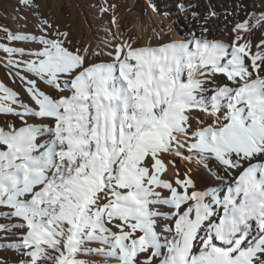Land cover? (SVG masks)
<instances>
[{
    "label": "snow or ice",
    "instance_id": "1",
    "mask_svg": "<svg viewBox=\"0 0 264 264\" xmlns=\"http://www.w3.org/2000/svg\"><path fill=\"white\" fill-rule=\"evenodd\" d=\"M261 28L264 12L237 23L229 45L195 34L124 42L111 61L70 50L67 32L40 37L26 60L0 43L34 105L0 83V114L21 122L0 127V232L26 229L12 245L21 264H86L78 257L89 253L101 264H264V39L244 35ZM0 30L9 42L35 39ZM193 112L210 122L196 117L193 128ZM171 156L194 161L208 185L198 189L191 168L164 179Z\"/></svg>",
    "mask_w": 264,
    "mask_h": 264
},
{
    "label": "rangeland",
    "instance_id": "2",
    "mask_svg": "<svg viewBox=\"0 0 264 264\" xmlns=\"http://www.w3.org/2000/svg\"><path fill=\"white\" fill-rule=\"evenodd\" d=\"M155 0H31L30 6H25L19 0H0V29L7 28L15 31L18 19H20L19 31L27 32L35 37L28 43L25 41L9 42L5 38V32L0 30V43L6 45L23 47L26 54L18 56V59L32 58L27 53L39 50L42 47L40 37L55 39L57 32H68L71 28H79L82 19H85L90 25L98 22L103 27L109 26L117 20H133L138 17L145 19L149 17L150 11L161 10L157 8ZM176 13L173 16L167 14L169 20L175 17L188 16L192 20L194 34L204 36L209 40H218L226 45L231 44L236 33L233 28L239 22L251 19L253 14L258 15L264 12V0H223L230 3V7L224 10L213 8L217 0H176ZM222 1V0H221ZM131 2H133L131 4ZM135 2V3H134ZM183 5V10L181 9ZM156 6V7H155ZM175 16V17H174ZM47 21V24L42 23ZM175 21V19H174ZM254 22V21H253ZM164 23H162V27ZM51 25V27H49ZM208 31L204 32L203 29ZM113 34L112 30L110 31ZM228 37V38H227ZM259 37V38H258ZM264 37V36H263ZM262 38V37H261ZM67 46V37L61 36ZM255 43H259L260 36L248 38ZM264 39V38H262ZM227 40V41H226ZM165 43V42H162ZM160 43V44H162ZM148 46V44L146 43ZM7 62L6 54L0 50V83L14 90L19 94V101L33 106L30 97L21 81L14 76L9 75L10 69L5 67ZM17 69H11L14 73ZM29 78L35 79L31 74ZM39 88L44 90L43 87ZM18 107V105H17ZM19 110V109H18ZM199 116V115H198ZM28 123H47L37 117H26ZM20 125L18 117L13 115L0 114V127L6 128L7 125ZM172 157V156H171ZM175 157V156H174ZM180 160L176 157L175 167H178ZM6 221L0 220V223ZM15 223V221H13ZM26 231L23 228L10 229L8 233L0 232V264H21L28 258L23 255V250L12 246L20 239V236ZM86 247H99L97 242H89ZM55 255V254H53ZM84 260L86 264H101L102 257L95 253L82 254L78 257ZM51 264V262H47Z\"/></svg>",
    "mask_w": 264,
    "mask_h": 264
},
{
    "label": "bare ground",
    "instance_id": "3",
    "mask_svg": "<svg viewBox=\"0 0 264 264\" xmlns=\"http://www.w3.org/2000/svg\"><path fill=\"white\" fill-rule=\"evenodd\" d=\"M155 1L157 8L161 10V13L151 10L149 17L145 19H141L142 17L141 18L138 17L135 22L131 19L117 20L115 23H111L110 26L106 24L103 27L98 22H96L95 25H90L88 21L82 19L80 23V27L78 29L71 28L67 32L68 33L67 47H69L70 50L72 51L79 49L81 52H83L85 48H88L90 51H100L104 54L95 58L89 56V60L96 59L98 61H111L112 57H109L108 55H106V53L114 52L115 46L118 44H122L124 42H128L132 44L133 47H145L147 46L146 43L148 44V46H158L162 42L168 43L173 40L183 39V38L191 39L192 34H194V29L190 17L174 16L175 21L174 19L169 20L167 18V14L171 17L173 16L174 13H176V7H178V5L176 4L177 1L176 0H155ZM225 2H223V0L222 1L217 0L213 5V8H217L220 10L229 8L230 3H225ZM132 3L133 2H131V4ZM162 23H164L163 27H162ZM19 24H20V19H18V23L16 24L15 31H19L20 28ZM111 30L113 34H111L110 32ZM244 35L247 38H254L257 35L260 36V39H262L264 38L263 37L264 28L253 29L251 33H244ZM26 41L30 43L31 41H33V39ZM222 82H224L223 78L218 77L212 83L206 85V87L213 88L215 87L216 84ZM37 83L38 86L44 88V90L42 91H45L50 95L57 94L54 88H51L43 81L38 80ZM192 116H193V120H192L193 128L196 127V117H199L200 119H204L210 122V118L205 117L203 113L193 112ZM35 124H39V123L35 122ZM185 154L187 153L185 152ZM167 158L174 159L176 161V157L174 156ZM177 158L180 160L178 167H173L170 165L168 171L164 174L163 178L174 181L177 170H179V173L181 174L182 177L183 173L187 171L188 168H191L192 176L196 182L197 188L203 190V186H206L209 183V178L205 170L202 168H197L194 161L188 162L180 159L179 157ZM221 175L225 176V180L227 181L228 177L226 176V174L223 173L222 170H221ZM165 194H167L166 191ZM161 210L166 211L167 209L166 207H162ZM162 226L163 223L161 218V222L159 224L158 230H160ZM113 230L115 231V229ZM102 259L104 260L103 257ZM106 264H117V262L115 259H109L106 262Z\"/></svg>",
    "mask_w": 264,
    "mask_h": 264
}]
</instances>
